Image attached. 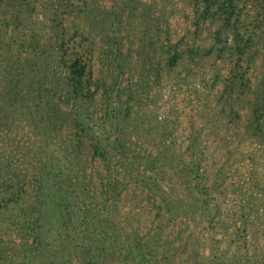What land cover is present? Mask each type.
Returning a JSON list of instances; mask_svg holds the SVG:
<instances>
[{"label": "trees", "instance_id": "16d2710c", "mask_svg": "<svg viewBox=\"0 0 264 264\" xmlns=\"http://www.w3.org/2000/svg\"><path fill=\"white\" fill-rule=\"evenodd\" d=\"M123 1L0 0V264H264V0Z\"/></svg>", "mask_w": 264, "mask_h": 264}, {"label": "rangeland", "instance_id": "374dc122", "mask_svg": "<svg viewBox=\"0 0 264 264\" xmlns=\"http://www.w3.org/2000/svg\"><path fill=\"white\" fill-rule=\"evenodd\" d=\"M75 1H78V0H75ZM99 1H100L99 5L101 7H104L105 9H108L109 7L112 8L113 4L119 2V0H115V3H114V0H99ZM122 2H124V1L122 0ZM131 2L134 4V6H136V9L132 10V12H129V14L131 16L135 15L133 18L136 21V23H135L136 26L131 30L129 38H132V36H133V38H137V37L142 35L143 31H144V34H145L147 31L144 30V29H146L147 27L149 28L147 30H149L150 32H153L152 30L154 29L155 25H157V24L160 25V26L164 25V21H166V20H169V22L172 25V27H175V30L177 32H179L175 36H178L181 33V29L179 30L178 28H182L183 29V27H179L178 25L175 24V22H173L171 20V18L173 20H175V19L179 20L178 19V13L180 14L181 10L179 8L172 7V4H174V6H176V4L178 6H181V4H183V12L185 13L187 11L186 10L187 7H186V4L183 3V2H186V0H131ZM120 3L121 2H119V4ZM248 8H251V7H248ZM123 13H125V11ZM122 15H126V14H122ZM249 15H250V13L247 14V15H245L243 13L244 21L248 23L247 27L248 28H254L255 30H260L262 32L261 34H264V22L254 21L251 18V21L253 23L250 24L249 21H247ZM180 22H183L186 26L189 25L187 27L189 30H191L192 27H193L191 22H189L187 20H185V21H181L180 20ZM66 23H67L68 26H73V25H76V24H79V26H82V14L81 15H73V16L71 15V16H69L66 19ZM132 23L134 24V21H132ZM257 24L261 25V26L255 28V26ZM203 26H200V28H199V30L197 32V36L195 37V43H203V44H208L209 43L210 38H209V35L207 33V28H205ZM261 37H264V35H262ZM141 39H146V34L143 35V38H141ZM85 41H88V39H85L84 42ZM81 42H82V38H81ZM124 43H125V41H124ZM93 53H94V55H92V57H91V59H92V68H93L94 72H98L99 73L100 70L96 71V70H98V65L96 63V60H98V57L101 60L102 57L101 56H97L96 51H94ZM130 53H131V56L133 57L134 53L133 52H130ZM192 78H194V80H196V76H194ZM192 78L187 79L188 82H191L190 84L189 83H185V84H189V86H185L182 83L181 84L182 87H180V88H183V90L176 89V94L174 96H171V98L174 99L176 101V104H178L179 106L184 104L185 99L187 98V90L188 89L193 88V86L198 88V83H196L194 81H191ZM182 91L184 93V97H186L185 99H183L184 97H183ZM190 92L194 93V91H192V90ZM154 95H155V99H156V102H153L154 106H155L154 107V110H155L154 112H161V106H163L164 103H166V96H165L166 92L163 91L162 89H160L158 92H155ZM162 95L164 97H161ZM187 106L188 105L185 106V108H184L185 110H188Z\"/></svg>", "mask_w": 264, "mask_h": 264}]
</instances>
